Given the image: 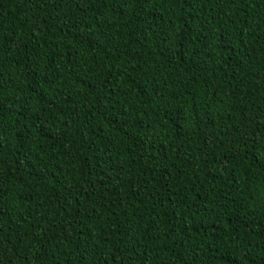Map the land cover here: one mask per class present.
<instances>
[{
    "label": "trees",
    "instance_id": "16d2710c",
    "mask_svg": "<svg viewBox=\"0 0 264 264\" xmlns=\"http://www.w3.org/2000/svg\"><path fill=\"white\" fill-rule=\"evenodd\" d=\"M0 264H264V0H0Z\"/></svg>",
    "mask_w": 264,
    "mask_h": 264
}]
</instances>
